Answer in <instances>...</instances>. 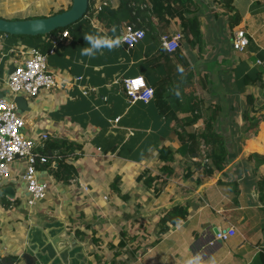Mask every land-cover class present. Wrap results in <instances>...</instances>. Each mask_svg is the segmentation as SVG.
<instances>
[{
	"label": "crops",
	"instance_id": "1",
	"mask_svg": "<svg viewBox=\"0 0 264 264\" xmlns=\"http://www.w3.org/2000/svg\"><path fill=\"white\" fill-rule=\"evenodd\" d=\"M39 1L0 0V16H48L53 6L72 0H47L44 7L31 9ZM230 2L196 0L202 42L184 38L171 53L161 46L160 36L182 33L178 17L169 24L153 17L154 29L146 30L140 43L132 48L122 43L94 58L80 54L84 35L99 31L120 37L127 21L106 26L98 13L90 14L74 23L68 37L59 38L47 68L64 88L35 96L21 93L17 96L25 100V109L18 111L25 120L22 133L38 148L46 141L43 134L77 146L64 159L74 174L68 180L57 177L62 174L56 171V157L39 162L37 179L48 188L43 199L29 206L22 177L26 160L12 162L9 177L0 180V264H186L193 255L202 257L201 264H264V122L249 128L243 117L264 114V0ZM119 3L108 0L114 8ZM232 13L237 25L231 23ZM237 29H244L249 39L244 51L232 46ZM60 33H0V95L9 96L10 67L26 59L33 47H52L53 35ZM193 36L190 32L188 37ZM259 69L262 83L245 84L246 74L255 76ZM138 76L153 88L175 92L179 119L189 94L196 98L193 115L203 108L210 113L187 126L165 118L155 97L129 103L122 80ZM189 130L194 132L191 140ZM201 130L220 134L225 166L210 174L204 166H191L194 175L188 178V156L179 148L191 142L201 149L192 162H203L211 144L204 145ZM163 148L171 149L172 160L160 155ZM163 164L173 169L172 175L161 170ZM145 170L159 176L158 195L139 179ZM176 203L186 206L187 216L163 234L158 220ZM229 227L235 229L233 236L209 243L215 232Z\"/></svg>",
	"mask_w": 264,
	"mask_h": 264
},
{
	"label": "trees",
	"instance_id": "2",
	"mask_svg": "<svg viewBox=\"0 0 264 264\" xmlns=\"http://www.w3.org/2000/svg\"><path fill=\"white\" fill-rule=\"evenodd\" d=\"M147 1L149 2L147 4ZM227 4L231 3L230 0H225ZM72 2V1H71ZM71 3H59L52 7L50 15H54L59 12H63L69 9ZM229 11H232V7H228ZM197 3L196 0H120L119 5L114 8L110 4L105 5L98 12V18L104 22L106 26H117L121 21H127L128 24L132 25L135 28H143L145 31H152L154 29L152 18L156 17L159 21H163L165 24H169L170 19L178 17L181 20L182 27V39H187L189 42L194 43L196 41L202 42V34L199 29V21L195 13L197 12ZM237 13V12H236ZM44 17L35 15L30 18ZM236 17L235 13H232L230 16L232 25H237L238 21L234 19ZM27 18V17H26ZM23 19V18H22ZM25 19V18H24ZM74 24L68 25L64 28L58 30H67L70 32ZM57 31V30H56ZM55 32V31H54ZM190 32L194 33L193 39H189ZM165 33V32H164ZM37 37V36H31ZM42 51H47L50 47L47 44V47ZM255 76L251 74H246L244 78V83L246 84H255V81L258 79L261 82V75L263 74L262 69L257 70ZM262 83V82H261ZM154 89V97L156 98V105L160 113L167 119L180 120L185 125L191 126L195 123L200 115H206L210 113L209 108H203L199 111L203 113L199 115H193L197 106H195L196 98L192 97V94H189L185 102L183 103V109L185 114L179 119L175 112V104L178 102V98H174L175 92L170 94L162 86H156ZM253 97L248 96V105L252 103ZM244 120L249 123V128H256L257 125L264 122V114L258 118L250 116L248 113L243 114ZM178 118V119H177ZM200 137L203 139L205 146L210 145L208 152L203 157V162H192L193 157H199L201 155V149L196 148L191 142H185L180 146L179 152L183 155L186 154L188 159L186 160V177H192L194 175V170L191 166L200 169L204 166L207 173H212L214 170H222L225 166V157L227 154L225 143L223 142L222 137L215 131L209 132L206 130L198 131ZM194 132L189 130L187 131V137L189 140L193 138ZM77 146L69 143L67 140L59 139H46L44 147L41 148L43 154H51L54 151H57L59 157L57 159L56 171L61 173L62 176L56 175L59 178L68 180L74 174L72 166L68 165L64 159L70 154ZM160 155L164 160H172V151L170 148H163ZM207 159L204 161V159ZM49 165V164H48ZM37 166V165H36ZM161 170L167 175H172L173 169L170 166L163 164ZM57 174V173H56ZM139 179H143L144 183L152 187L154 190V195H158L160 191L157 188V182L159 176L153 175L149 170L143 171ZM118 181V180H117ZM200 182L199 180H197ZM264 179H261V183ZM187 216L186 206H183L179 203H176L171 206V208L162 215L158 220L159 232L167 233L173 226H175L180 220L185 219ZM15 262L8 261L7 264H14Z\"/></svg>",
	"mask_w": 264,
	"mask_h": 264
},
{
	"label": "built area",
	"instance_id": "3",
	"mask_svg": "<svg viewBox=\"0 0 264 264\" xmlns=\"http://www.w3.org/2000/svg\"><path fill=\"white\" fill-rule=\"evenodd\" d=\"M108 5V0H88V9L84 17L90 14L98 13L103 6ZM67 30L61 31L59 35L52 37L53 46L47 51L33 47L28 51V57L15 65L14 70L9 74L6 81L8 88V97H0V180L9 177L10 165L16 158L26 160V167L23 173V179L26 182L28 198L27 203L33 206L37 201L43 199L46 195L48 184L40 182L37 179V167L40 163L59 157L57 151L51 154L40 153V148L44 147L42 143L38 148L31 138L25 137L22 129L25 126V120L19 113L14 97L19 94L35 96L42 90H52L55 88H64L63 81L57 79L55 74L47 68V57L54 53V47L59 38L69 36ZM146 36L143 28H135L126 23L122 29L120 38L127 48H132L140 43ZM182 40L181 31L173 34L163 33L160 36V44L167 52H175ZM249 39L244 29H237L233 34L232 46L237 51H244L248 47ZM76 79H80L76 78ZM123 88L128 97L129 103L139 101L149 102L154 97V89L149 86L144 77L124 78ZM87 91L83 90V94ZM117 121V119L115 120ZM47 135H42L45 141ZM84 189H88L87 186ZM235 234L233 227L219 230L210 244L215 241H225Z\"/></svg>",
	"mask_w": 264,
	"mask_h": 264
},
{
	"label": "water",
	"instance_id": "4",
	"mask_svg": "<svg viewBox=\"0 0 264 264\" xmlns=\"http://www.w3.org/2000/svg\"><path fill=\"white\" fill-rule=\"evenodd\" d=\"M87 9L88 0H72L69 9L50 16L25 19H6L0 17V33L19 37L47 35L60 28H64L78 22L85 16ZM14 68L15 66L12 65L10 67V72H12ZM1 96L2 94L0 97ZM14 100L17 108L25 109V100L23 97L16 95ZM4 191L6 195H11V189L9 187H5ZM217 232L214 233V237ZM52 244H56L55 239H53ZM24 257L27 259V256L24 255ZM27 264L31 263L27 261Z\"/></svg>",
	"mask_w": 264,
	"mask_h": 264
},
{
	"label": "clouds",
	"instance_id": "5",
	"mask_svg": "<svg viewBox=\"0 0 264 264\" xmlns=\"http://www.w3.org/2000/svg\"><path fill=\"white\" fill-rule=\"evenodd\" d=\"M84 40L86 46L81 49L80 54L89 58L102 54L105 49L111 51L118 48L123 43L120 37L99 31L85 34ZM176 95L179 96V91L176 92ZM201 259L200 255H193L186 259V264H201Z\"/></svg>",
	"mask_w": 264,
	"mask_h": 264
},
{
	"label": "rangeland",
	"instance_id": "6",
	"mask_svg": "<svg viewBox=\"0 0 264 264\" xmlns=\"http://www.w3.org/2000/svg\"><path fill=\"white\" fill-rule=\"evenodd\" d=\"M46 3H47V0H40L39 1V4L40 5H38V3H34L33 5H32V7H31V9H40V8H42V7H44L45 5H46ZM1 17V16H0ZM7 19V18H6ZM205 160V159H204ZM206 161V160H205Z\"/></svg>",
	"mask_w": 264,
	"mask_h": 264
}]
</instances>
